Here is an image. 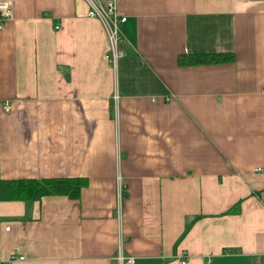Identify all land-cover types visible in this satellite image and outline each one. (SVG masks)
Masks as SVG:
<instances>
[{
  "label": "crops",
  "instance_id": "0c3cea01",
  "mask_svg": "<svg viewBox=\"0 0 264 264\" xmlns=\"http://www.w3.org/2000/svg\"><path fill=\"white\" fill-rule=\"evenodd\" d=\"M3 1L0 179L86 184L0 200V264H264V0H116L114 66L85 0Z\"/></svg>",
  "mask_w": 264,
  "mask_h": 264
},
{
  "label": "trees",
  "instance_id": "16d2710c",
  "mask_svg": "<svg viewBox=\"0 0 264 264\" xmlns=\"http://www.w3.org/2000/svg\"><path fill=\"white\" fill-rule=\"evenodd\" d=\"M232 54H197L180 56L178 62L199 63L232 60ZM86 179L78 177H46L4 180L0 179V200H38L44 195L64 194L70 198H78L80 189ZM239 209V204L231 207L228 212Z\"/></svg>",
  "mask_w": 264,
  "mask_h": 264
},
{
  "label": "built area",
  "instance_id": "2783aa9c",
  "mask_svg": "<svg viewBox=\"0 0 264 264\" xmlns=\"http://www.w3.org/2000/svg\"><path fill=\"white\" fill-rule=\"evenodd\" d=\"M87 4L86 15L88 17L97 18L102 26V29L108 40V52L105 57L114 66L118 59L123 55L119 49V42L121 39L120 24L125 21L126 17L117 11L116 0H85ZM9 3L0 0V27L2 22L11 16V8ZM59 25H55L58 28ZM116 98V95H114ZM23 258V256H18ZM13 255H10L7 264H12ZM112 264H134L133 256H123L118 254L116 261ZM181 264H185V259L181 260Z\"/></svg>",
  "mask_w": 264,
  "mask_h": 264
}]
</instances>
